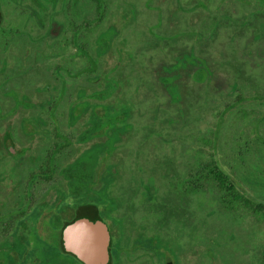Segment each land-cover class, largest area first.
I'll list each match as a JSON object with an SVG mask.
<instances>
[{"label": "flooded vegetation", "instance_id": "obj_1", "mask_svg": "<svg viewBox=\"0 0 264 264\" xmlns=\"http://www.w3.org/2000/svg\"><path fill=\"white\" fill-rule=\"evenodd\" d=\"M146 28L167 40L146 43ZM102 53L117 62L101 74ZM199 67L215 70L195 88ZM53 83L62 85V106L33 108ZM181 93L208 111L220 106V121L236 116L237 148L258 146L264 0H0V264H87L64 238L78 221L103 226V264H193L199 240L201 260L210 249L222 264H264V221H209L195 240L192 190L185 205L165 197L161 165L176 166ZM185 138L191 166L192 135ZM109 141L115 148L91 151ZM234 241L248 245L237 252Z\"/></svg>", "mask_w": 264, "mask_h": 264}, {"label": "trees", "instance_id": "obj_2", "mask_svg": "<svg viewBox=\"0 0 264 264\" xmlns=\"http://www.w3.org/2000/svg\"><path fill=\"white\" fill-rule=\"evenodd\" d=\"M192 59L194 62L201 61L200 56L198 57L194 55ZM206 70L209 71V73L205 72ZM211 70L214 71L215 68H212ZM211 70L209 68H205V69L200 67L193 68L194 83L198 85L200 82H202V79H205L207 75L210 76ZM199 72L201 73L203 72L204 74L203 78H201V74ZM50 87L51 89L49 90V96H48L50 98L48 99L43 95H41L38 102L33 104L32 106L33 108L58 109L62 106V103H64L62 101L63 100L62 95H58V93L62 90V85H57L56 83H53ZM194 87L196 88L197 86L194 85ZM63 89L68 90V87L63 86ZM194 92H197V90L195 89ZM196 94L199 95L198 92ZM63 98H65V96ZM176 101L181 105V108H176V115H175L176 130L186 129L190 124L194 123V121L197 119L194 115L192 116L189 115V107L193 106L195 108L201 100H199L197 96H194L193 101L190 102V100L186 98L185 93H181V95L179 94L177 96ZM167 103L169 104V102ZM231 106L232 105L229 104L226 107V109L229 110ZM65 107L72 108L73 107L72 102H70V104H68V106L66 105ZM149 107L157 108V106L154 103L151 104ZM83 108L108 109L110 108V106H108L107 104L101 105L100 103H96L93 106H88V104L84 103ZM154 118L155 120L158 119L157 117H153V119ZM165 124L166 125L171 124L168 118H166ZM154 130L151 131L152 134H155ZM177 135L178 132H176L177 155L179 154L181 156H184L187 150V142L183 139L184 137L182 136L179 137ZM255 136H256L255 140L257 141L258 144L257 148L259 154L262 156V160L264 161V132H260V130L257 129ZM234 139L231 140L234 143L233 148L237 150L236 158H238V153H240L239 156L240 161L242 164H244L245 161L243 159V155L249 153L250 148L245 150L243 148H237ZM195 140L196 138H194L192 141L193 160L191 166H189L188 164H183L182 169L179 170L172 162L167 164L162 163L163 164V166L161 165V170L163 169L162 177L166 181V185L164 184L163 188L167 191L165 197L170 200L177 199L178 203L181 204L182 201H184L183 198L185 197V191L191 189L194 196H201L204 195L205 193H209L208 198H210V202L214 204L215 207L222 208L226 212L235 214L241 210H247L249 212H254V214L264 218V199H259L255 196H251V199L248 198L244 192L240 191V187L238 186V184L235 183V180H242V176L232 171L233 172L232 174L235 179L234 180L233 177L229 175L225 166L222 164V161L217 160L214 154L212 155L209 154V156L207 155L208 158L204 159L205 156L204 152L201 149L200 145L195 144L194 142ZM157 141L160 145H162L159 135L158 136L156 135V142ZM94 148L97 149L98 152H100L103 150L106 151L110 148L113 149L115 148V146H114V142L109 141L108 143L105 142L104 144L102 143L95 144L91 149V151H93ZM89 152L90 151L88 149L83 156H89L90 154ZM246 180L247 181L252 180V182L254 183L256 182L257 184H259L260 187L264 188V169L259 171V167L255 166L254 170L248 172ZM180 190L182 191V194L174 192ZM193 204H195V200H193ZM197 209H199V207L195 208L193 212L195 213Z\"/></svg>", "mask_w": 264, "mask_h": 264}, {"label": "rangeland", "instance_id": "obj_3", "mask_svg": "<svg viewBox=\"0 0 264 264\" xmlns=\"http://www.w3.org/2000/svg\"><path fill=\"white\" fill-rule=\"evenodd\" d=\"M147 29V28H146ZM148 32L151 34L150 39L146 43H153L155 41H161L167 39H163L159 37V35L156 37L154 33L151 32V30L148 28ZM108 33V31H104V34ZM137 40V38H136ZM171 41V40H170ZM100 59L103 61L101 63V68L98 70V72H104L106 73L110 68H112L115 63L117 62V58L115 55L109 57L107 53L100 54ZM133 55V54H132ZM129 57H131L128 54ZM123 61H126L127 57L126 55H122ZM146 71H148L146 69ZM101 73V74H102ZM139 78H144L146 80L151 79L146 74L145 77L141 73L137 75ZM102 82L103 81H98ZM195 85V83H193ZM99 86V85H98ZM101 89L103 86H100ZM100 89V88H97ZM154 102L151 101L149 106L153 104ZM207 106H203V102L200 101L197 106L193 109V115L197 118L194 123H192L190 126H188L186 129H178V135L184 137L183 139L187 142L188 139H186V135L188 134L192 135V138H196L194 141L195 144L200 145L201 149L204 152V159L208 158L209 154H214L215 158L217 160H221L222 164L225 166L226 170L228 171L229 175L233 177V172L239 174L242 176V180H235V183L238 184L240 187V191L244 192L248 198L251 199V196H255L259 199H264V188L260 187L259 184L256 182H252V180L247 181L246 177L248 175V172L251 170H254L255 166L259 167V171L264 169V161L262 160V156L259 154L258 148H250L249 153L243 155V159L245 161L244 164L241 163V161L236 158V151L233 146L234 143L231 139L236 138L238 132L233 129V126L236 124V121L234 120L236 116L230 115V116H224L223 119L220 121V119H217L216 113L221 111V107L219 106V111L217 108L212 109L211 111H208ZM172 111L168 110V114ZM107 119V118H106ZM147 119V118H146ZM223 121V123H221ZM114 122L112 123V125ZM232 124V127L230 126ZM111 125V126H112ZM261 128H263L261 126ZM248 131V128L246 129ZM152 129L150 130V133L152 134ZM243 132L242 137H251L248 132ZM150 134V135H151ZM192 139V141H193ZM208 142V144H205V142ZM151 143H153V140L151 139ZM167 143L163 145L166 150H169ZM121 152H124L120 150ZM208 155V156H207ZM177 161H176V167L181 170L182 165L184 164L186 157L177 155ZM148 165H145V167ZM150 168L154 169L159 167V165H152L149 166ZM252 168V169H251ZM233 171V172H232ZM245 179V180H244ZM149 183V182H147ZM148 185V184H146ZM158 182L156 183V186H158ZM147 189H153V185L149 183L147 186ZM209 193H205L201 196H194L193 200H195V204L193 206V210L195 208L199 207V209L196 210L194 213V220H193V232L192 236L195 240L201 238L202 232L204 227H206V222L209 221H264V218L260 217L259 215L254 214V212H249L247 210H241L238 212L237 216H234L232 213H222L219 212V210L210 202V198H208ZM183 198V197H182ZM185 198V197H184ZM183 198V199H184ZM181 205H185L184 201H182ZM197 227V230H196ZM259 236V235H258ZM199 246L194 244V251H193V264H222L220 262H216V259L212 256V252H204L202 253L205 258H202L201 256H198L197 254L201 253V250L204 249V243H202L201 240H199ZM232 245L234 248H236L237 252H243V250L247 247V243L241 242V241H234L232 242ZM257 245V243H256ZM262 246L264 247V242L262 243ZM197 258V259H196ZM208 263H207V261ZM202 261V262H201ZM201 262V263H200ZM224 264H236V262L232 259H225Z\"/></svg>", "mask_w": 264, "mask_h": 264}, {"label": "water", "instance_id": "obj_4", "mask_svg": "<svg viewBox=\"0 0 264 264\" xmlns=\"http://www.w3.org/2000/svg\"><path fill=\"white\" fill-rule=\"evenodd\" d=\"M88 233V235H87ZM67 247L80 254L87 264H103L107 259V236L99 222L78 221L64 231ZM87 247L94 253L87 254Z\"/></svg>", "mask_w": 264, "mask_h": 264}]
</instances>
